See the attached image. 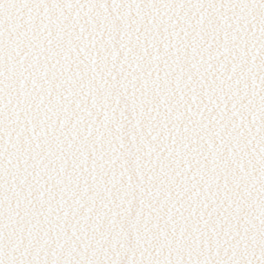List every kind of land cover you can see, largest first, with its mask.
<instances>
[{"label":"snow or ice","instance_id":"1","mask_svg":"<svg viewBox=\"0 0 264 264\" xmlns=\"http://www.w3.org/2000/svg\"><path fill=\"white\" fill-rule=\"evenodd\" d=\"M0 264H264V0H0Z\"/></svg>","mask_w":264,"mask_h":264}]
</instances>
